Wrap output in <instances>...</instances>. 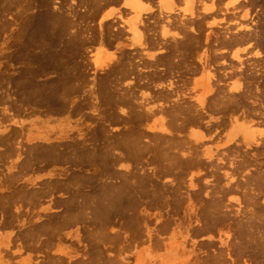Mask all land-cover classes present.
<instances>
[{
	"label": "rangeland",
	"instance_id": "374dc122",
	"mask_svg": "<svg viewBox=\"0 0 264 264\" xmlns=\"http://www.w3.org/2000/svg\"><path fill=\"white\" fill-rule=\"evenodd\" d=\"M5 1L0 264H264V0Z\"/></svg>",
	"mask_w": 264,
	"mask_h": 264
},
{
	"label": "crops",
	"instance_id": "0c3cea01",
	"mask_svg": "<svg viewBox=\"0 0 264 264\" xmlns=\"http://www.w3.org/2000/svg\"><path fill=\"white\" fill-rule=\"evenodd\" d=\"M174 250L172 245L163 248L162 241L154 238L150 244L124 246L121 257L109 256L107 261L110 264H176L178 259L174 256ZM116 252L118 254L119 249Z\"/></svg>",
	"mask_w": 264,
	"mask_h": 264
},
{
	"label": "bare ground",
	"instance_id": "6f19581e",
	"mask_svg": "<svg viewBox=\"0 0 264 264\" xmlns=\"http://www.w3.org/2000/svg\"><path fill=\"white\" fill-rule=\"evenodd\" d=\"M6 1H7V0H6ZM6 1H5V2H6ZM24 1H27V0H24ZM22 2H23V1H22ZM2 4H3V3H2ZM1 6H2V5H1ZM7 6H8V5H7ZM14 8H15V7H14ZM5 13H6V12H5ZM5 13H4V14H5ZM63 18H64V17H63ZM66 22H67V21H66ZM10 24H11V23H10ZM4 28H5V27H4ZM22 32H23V31H22ZM22 32H21V33H22ZM13 35H14V34H13ZM13 35H12V36H13ZM14 37H15V36H14ZM17 38H18V37H17ZM18 39H19V38H18ZM14 41H15V40H14ZM41 45H42V44H41ZM30 59H31V58H30ZM34 64H35V63H34ZM54 66H55V65H54ZM34 67H35V66H34ZM22 100H23V99H22ZM50 110H51V109H50ZM51 111H54V110H51ZM55 111H56V110H55ZM59 111H60V110H59ZM110 112H111V111H110ZM112 112H113V111H112ZM106 115H107V114H106ZM94 131H96V129H95ZM102 137H103V136H102ZM131 138H132V137H131ZM133 140H135V139H133ZM123 141H124V140H123ZM126 142H127V141H126ZM108 145H110V144H108ZM51 147H52V146H51ZM108 148H109V147H108ZM113 150H114V148H113ZM116 150H117V149H116ZM116 150H115V151H116ZM59 151H60V150H59ZM59 151H58V152H59ZM117 151H118V150H117ZM145 151H146V150H145ZM147 151H148V150H147ZM147 151H146V152H147ZM64 152H65V151H64ZM118 152L121 153L120 150H119ZM118 152H117V153H118ZM66 153H67V152H66ZM93 153H94V152H93ZM140 153H142V152H140ZM147 153H148V152H147ZM165 153H166V152H165ZM90 154H91V153H90ZM95 154H96V153H95ZM148 154H149V153H148ZM186 154H187V153H186ZM186 154L184 155V157L186 156ZM188 154H189V153H188ZM88 155H89V153H88ZM121 155H122V153H121ZM190 155H191V154H190ZM116 156H118V154H117ZM119 157H120V156H119ZM119 157H118V158H119ZM87 159H88V158H87ZM143 159H144V158H143ZM55 160H56V159H55ZM152 161H153V160H152ZM173 161H174V160H173ZM154 162H156V161H154ZM69 163H70V161H69ZM170 163H171V162H170ZM170 163H169V164H170ZM113 165H114V164H113ZM152 165H153V164H152ZM153 166H154V165H153ZM155 167H156V166H155ZM79 169H80V168H79ZM163 169H164V168H163ZM174 170H175V169H174ZM177 170H178V169H177ZM79 171H80V170H79ZM134 171H135V169H134ZM175 171H176V170H175ZM135 172H136V171H135ZM81 173H82V172H81ZM72 174H73V173H72ZM135 174H136V173H135ZM179 174H180V173H179ZM162 175H163V174H162ZM104 176H105V175H104ZM160 176H161V175H160ZM253 176H254V175H253ZM253 176H251V177L249 178V181H253V180L255 179V177L253 178ZM67 177H68V176H67ZM147 178H148V177H147ZM252 179H253V180H252ZM78 180H79V179H78ZM127 180H128V179H127ZM245 180H246V179H245ZM118 181H119V180H118ZM249 181H248V182H244V181H243L244 183L240 181V182H237V183H238V185H241V187L244 188L246 185H249V184H248V183H250ZM78 182H79V181H78ZM78 182L76 181L77 184H78ZM88 182H89V181H88ZM99 182H100V181H99ZM109 182H110V181H109ZM129 183H130V181H129ZM132 183H133V182H132ZM239 183H240V184H239ZM70 184H71V183H70ZM73 184H74V183H73ZM98 184H99V183H98ZM79 185H80V184H79ZM115 185H116V183H115ZM124 185H125V184H124ZM132 185H133V184H132ZM112 186H113V185H112ZM130 186H131V185H130ZM134 186H135V185H134ZM70 187H71V186H70ZM111 188H112V187H111ZM128 188H129V186H128ZM121 189H122V188H121ZM143 189H144V188H143ZM113 190H114V188H113ZM152 190H153V189H152ZM99 191H100V190H99ZM101 191H102V190H101ZM145 191H146V190H144V194H145ZM147 191H148V190H147ZM123 192H124V191H123ZM129 192H130V191H129ZM83 193H84V192H83ZM125 193H126V192H125ZM149 193H150V192H149ZM127 194H128V193H127ZM140 194H141V193H140ZM128 195H129V194H128ZM124 196H125V194H124ZM126 196H127V195H126ZM5 199H6V198H5ZM118 208H119V207H118ZM0 210H1V209H0ZM107 212H108V211H107ZM11 218H12V217H11ZM253 219H254V218H253ZM257 219H258V218H257ZM205 221H206V220H205ZM3 224H4V222H3ZM204 231H205V230H204ZM253 241H255V240H253ZM246 245H247V244H246V242H245V246H246ZM241 259H242V258H241Z\"/></svg>",
	"mask_w": 264,
	"mask_h": 264
}]
</instances>
